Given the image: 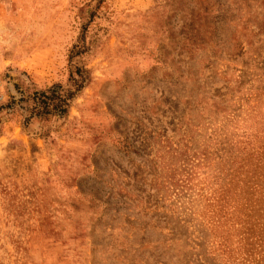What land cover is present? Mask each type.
I'll list each match as a JSON object with an SVG mask.
<instances>
[{"label": "rangeland", "instance_id": "374dc122", "mask_svg": "<svg viewBox=\"0 0 264 264\" xmlns=\"http://www.w3.org/2000/svg\"><path fill=\"white\" fill-rule=\"evenodd\" d=\"M0 74V264H264V0H0Z\"/></svg>", "mask_w": 264, "mask_h": 264}, {"label": "trees", "instance_id": "16d2710c", "mask_svg": "<svg viewBox=\"0 0 264 264\" xmlns=\"http://www.w3.org/2000/svg\"><path fill=\"white\" fill-rule=\"evenodd\" d=\"M81 53L78 51L76 54ZM85 69H76L75 74L77 78L73 77V73L70 74V81L72 83L73 90H69L66 95L56 94L54 91H48L49 93H41L42 103L40 106V113L37 115L46 116L54 114L57 116L66 115L67 109L69 107L70 101L73 99L75 92H78L84 83Z\"/></svg>", "mask_w": 264, "mask_h": 264}, {"label": "built area", "instance_id": "2783aa9c", "mask_svg": "<svg viewBox=\"0 0 264 264\" xmlns=\"http://www.w3.org/2000/svg\"><path fill=\"white\" fill-rule=\"evenodd\" d=\"M3 85H4V77L3 75L0 74V105L3 103L5 97L3 92Z\"/></svg>", "mask_w": 264, "mask_h": 264}]
</instances>
